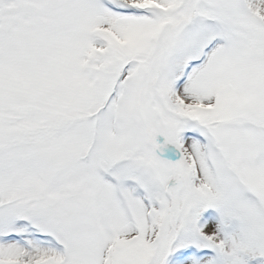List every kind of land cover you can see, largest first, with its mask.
<instances>
[{"label": "snow or ice", "instance_id": "6c2138e0", "mask_svg": "<svg viewBox=\"0 0 264 264\" xmlns=\"http://www.w3.org/2000/svg\"><path fill=\"white\" fill-rule=\"evenodd\" d=\"M0 264H264V0H0Z\"/></svg>", "mask_w": 264, "mask_h": 264}]
</instances>
